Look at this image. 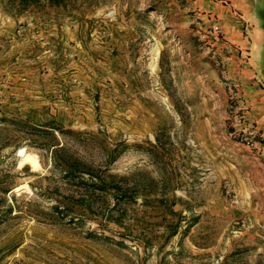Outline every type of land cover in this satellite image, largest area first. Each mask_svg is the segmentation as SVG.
<instances>
[{"label":"rangeland","instance_id":"rangeland-1","mask_svg":"<svg viewBox=\"0 0 264 264\" xmlns=\"http://www.w3.org/2000/svg\"><path fill=\"white\" fill-rule=\"evenodd\" d=\"M217 2L0 0V264H264L260 10Z\"/></svg>","mask_w":264,"mask_h":264},{"label":"crops","instance_id":"crops-1","mask_svg":"<svg viewBox=\"0 0 264 264\" xmlns=\"http://www.w3.org/2000/svg\"><path fill=\"white\" fill-rule=\"evenodd\" d=\"M252 1V6L250 7V11L252 12L254 9H259L260 13H264V0H251ZM211 4L210 5H217L218 2L217 0H210ZM260 13L252 18L251 21V37L253 41V46L257 45L261 42L263 35H264V19L260 16ZM260 29L262 32V38L260 41H257L255 38V30ZM264 41V38H263Z\"/></svg>","mask_w":264,"mask_h":264},{"label":"trees","instance_id":"trees-1","mask_svg":"<svg viewBox=\"0 0 264 264\" xmlns=\"http://www.w3.org/2000/svg\"><path fill=\"white\" fill-rule=\"evenodd\" d=\"M49 1V3L50 4H54V5H58V4H60V3H62V1H64V0H48ZM60 147H62V146H60V144H55V145H53V157H56V153L58 152V150L60 149ZM80 171H82V170H76V172L75 173H78V175H80V173H82V172H80ZM89 173H92V172H89ZM119 189H123V186L122 185H119V186H117Z\"/></svg>","mask_w":264,"mask_h":264}]
</instances>
